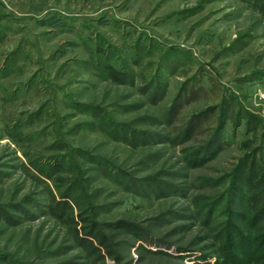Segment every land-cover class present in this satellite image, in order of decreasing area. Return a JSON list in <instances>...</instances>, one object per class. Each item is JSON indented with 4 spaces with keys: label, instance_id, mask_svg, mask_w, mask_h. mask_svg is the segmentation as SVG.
Listing matches in <instances>:
<instances>
[{
    "label": "rangeland",
    "instance_id": "rangeland-1",
    "mask_svg": "<svg viewBox=\"0 0 264 264\" xmlns=\"http://www.w3.org/2000/svg\"><path fill=\"white\" fill-rule=\"evenodd\" d=\"M262 205L264 0H0V264H225Z\"/></svg>",
    "mask_w": 264,
    "mask_h": 264
},
{
    "label": "trees",
    "instance_id": "trees-1",
    "mask_svg": "<svg viewBox=\"0 0 264 264\" xmlns=\"http://www.w3.org/2000/svg\"><path fill=\"white\" fill-rule=\"evenodd\" d=\"M107 69L113 74V76H120V71L117 69L107 66ZM192 126V125H191ZM194 128L190 129V131L193 132ZM213 147V145H212ZM209 148L196 150L192 156V164L200 165L202 164L205 159L208 156V153L211 151ZM251 171L249 173H243L239 178H236L234 181L235 191H233V195L231 196V212H234L232 214H236V211L234 210V206L238 205L239 203H242L241 201H246V199L249 198V196L255 195V188L253 187V176H251ZM252 194V195H251ZM70 202L69 200L58 202L57 209H54V212L57 216H62L64 211L69 207ZM239 206V205H238ZM264 205H262L257 213L264 214ZM243 216V215H241ZM239 217V215L237 216ZM231 222V220H230ZM252 222H255V220H252ZM258 222V221H257ZM122 227L128 226V223L120 222ZM132 227L133 224H130ZM95 226L94 223H92L91 228L84 227L82 230L85 231L83 238L81 239L82 245L87 247L92 251L93 254H95L96 258L99 260H102L105 258L104 253L101 250V247L99 245L95 244V241L93 239V235L95 236V239L99 240L100 245H105V238L102 234L96 233V229L93 227ZM238 238L231 239L230 238V245L229 248L224 251L222 261L225 262V264H251L256 259L261 257V253L264 250V233L262 234V237L260 238L259 235L253 236V235H242L238 233ZM260 238V240H259ZM239 239V240H238ZM263 243V244H262ZM239 253V254H238Z\"/></svg>",
    "mask_w": 264,
    "mask_h": 264
}]
</instances>
